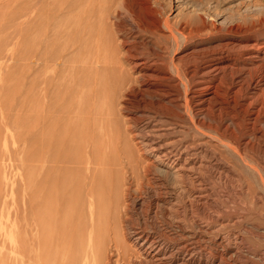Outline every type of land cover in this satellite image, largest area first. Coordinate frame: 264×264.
Listing matches in <instances>:
<instances>
[{"label": "rangeland", "instance_id": "1", "mask_svg": "<svg viewBox=\"0 0 264 264\" xmlns=\"http://www.w3.org/2000/svg\"><path fill=\"white\" fill-rule=\"evenodd\" d=\"M151 2L140 8L134 0H0V264H12L13 247L19 259L26 239L40 252L50 231L73 234L79 244L93 231L105 240L125 235L129 223L192 256L187 264H264V138L253 134L249 111L240 107L249 90L232 111L238 126L227 129L231 111L199 110L188 75L195 50L230 38L264 41V0ZM133 5L140 19L150 14L155 22L139 21ZM132 56L176 79L178 107H159L151 93H141ZM256 69L254 79L264 75V66ZM149 121L164 130V142L187 136L230 164L229 171H203L198 185L207 195L198 208L140 149L135 133ZM256 127L263 128L260 120ZM127 186L143 200L132 211ZM44 188L56 195L46 201ZM172 194L177 209L155 205L156 196ZM52 218L59 225L40 227Z\"/></svg>", "mask_w": 264, "mask_h": 264}, {"label": "bare ground", "instance_id": "2", "mask_svg": "<svg viewBox=\"0 0 264 264\" xmlns=\"http://www.w3.org/2000/svg\"><path fill=\"white\" fill-rule=\"evenodd\" d=\"M134 1L140 8L152 7L151 0ZM130 11L133 16L135 15V17H137L138 20L142 21L143 23L151 22V20L152 22H155V19H151L152 16L150 14L147 16V20L140 19V16L136 13L134 5L130 6ZM193 54L195 56V59L190 67V73H188V75H190V79L193 81V88H191L190 92V100H194L197 108L202 111H210L213 107L216 106H221L222 109H226V112L231 111L229 112V115H231L229 124L226 125V128L230 129L231 126H238L234 122L236 115L233 114V112L235 113V111L233 110H235L238 105L237 99L238 97H243L244 92H247L249 90V96L244 97V99H242L243 102L239 104L241 109L246 113L249 111V128L252 129V132L256 130L253 134L256 135V132L260 134V132L262 131L261 134L263 136L264 75H260L259 77L257 76L255 79L254 76L250 75L252 72V68L258 69L264 66V41L247 37L243 38L242 40L230 38L228 40H222V42L216 44L215 47L206 50H195ZM132 58V67H134V71L136 70L138 72V75L136 74L137 76L135 80L140 82V84L142 85L141 90L139 89L141 93H151L152 103L159 107L165 106V103L173 104L178 107V97L176 93L179 92V83L176 82V79L173 76H168L169 72L160 69L155 62L150 64L145 58L134 56H132ZM122 87L124 89V85ZM132 88H134V86L133 84H130L127 87V90L131 91L133 90ZM154 98H156V100ZM222 109L219 108L218 110ZM133 111L134 112L131 113L132 117H130L131 121L136 123V114L139 113V111L135 109ZM144 114L145 113H143V115ZM158 120L159 119H157L156 121ZM259 120L261 121L263 128L256 127V124ZM262 136H258V138H264ZM135 137L137 143L141 145L140 149H143L144 153L150 156L155 167L160 172H162L163 175L167 177L170 176L174 179V190L178 189L180 193L187 195L186 197H188V199H185V201L186 203L191 205V208L192 206H196L197 208L198 206H201L200 204L203 202L205 196L207 195L204 194L205 191L203 192V188L205 187H199V185H203V183L201 184V178L204 170L208 169L210 170V172H213L214 169L216 170V167H220L224 170L229 171L228 168H230V164H221L217 156L218 152L213 150L214 148L212 149L203 142H191L187 136L178 138V140H171L172 142H164V130L161 129L159 125L156 124V122H146L135 133ZM217 171L219 172L218 169ZM157 173L159 172L157 171ZM186 179H190V181ZM57 189L59 190V187ZM53 191L50 194L48 188H44L40 193H42L43 198L48 201L51 197H54L56 195V188ZM124 195L126 196V198H131L129 202L131 206V208H129L130 211L133 210V206H139L143 203L142 198L140 196H135L132 193L131 187L129 186H127V188L125 189ZM95 197L96 196H94V198ZM178 201V196L176 194H172L167 197H155V205L157 207H160V205L164 204V202H169L170 206L176 208V206H178ZM52 202L54 201L52 200ZM45 205L47 206V204ZM107 205H105V207ZM121 205L123 206V203H121ZM49 208L51 207L49 206ZM168 208L169 210H172V212L173 210H175L171 207ZM125 209L127 210V207ZM55 210L53 211L56 212ZM90 210L91 209L89 208V211ZM95 211L94 213H96ZM56 219L52 218L45 222H42L44 220L43 219L41 221L42 225L40 227L44 228L46 226H49L48 228H51V225L56 224L57 220H59ZM62 219L64 221L62 225L63 228L68 230V232H71V224L67 222L66 219H64L63 215ZM129 224L130 225H128L129 229L127 233L128 236L127 234L122 236H118V234H115L114 236H110L112 237L111 239L109 238L108 240L106 238L107 240H105L104 237L101 236L102 234L99 236L97 232L93 231V233H91L90 235L88 234V236H84L79 244L74 240L73 234H70V238L64 239L62 236L54 237L56 234H54V232L52 234V232L50 231L47 239L44 241L40 240L39 242L44 246V248L40 250V252L38 251L37 253H35L33 250L27 248L26 245H29V243L27 244L26 239L25 242H23V244H25L24 247L20 248L21 250L19 252V259H17V256L15 254L16 247H13L11 257L9 258H11L12 264H17L18 262L19 264H34L35 262L37 264H187L191 260H193L192 256L187 258L181 255V258L178 250V254H176V252L171 250L169 245H166L164 243L161 237L150 231L151 229L149 230L147 226H140L133 223ZM57 225H59V223H57ZM13 235L15 234L13 233ZM42 236L43 234L41 235V237ZM33 244H31V246H33ZM52 258H54L53 263H50V259Z\"/></svg>", "mask_w": 264, "mask_h": 264}]
</instances>
